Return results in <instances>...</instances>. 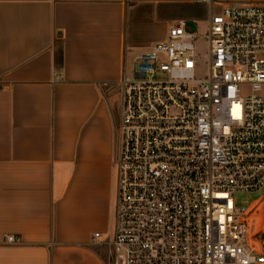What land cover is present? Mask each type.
<instances>
[{
    "label": "built area",
    "instance_id": "1",
    "mask_svg": "<svg viewBox=\"0 0 264 264\" xmlns=\"http://www.w3.org/2000/svg\"><path fill=\"white\" fill-rule=\"evenodd\" d=\"M197 1L217 5L204 76L179 19L118 79L106 264H264L236 196L264 184V0Z\"/></svg>",
    "mask_w": 264,
    "mask_h": 264
},
{
    "label": "crops",
    "instance_id": "2",
    "mask_svg": "<svg viewBox=\"0 0 264 264\" xmlns=\"http://www.w3.org/2000/svg\"><path fill=\"white\" fill-rule=\"evenodd\" d=\"M210 11L197 0H0V264H106L119 117L106 87L176 20L207 28Z\"/></svg>",
    "mask_w": 264,
    "mask_h": 264
},
{
    "label": "rangeland",
    "instance_id": "3",
    "mask_svg": "<svg viewBox=\"0 0 264 264\" xmlns=\"http://www.w3.org/2000/svg\"><path fill=\"white\" fill-rule=\"evenodd\" d=\"M185 24L192 33H195L197 35V37L193 42V49L195 52L194 74L196 76H204L207 71V64L205 61L206 41L205 38L202 37V34L204 31H206L205 30L206 26L203 24L193 23L188 21H186ZM126 70H128V66L126 67ZM243 88L246 89V86H244ZM256 92L264 93V83L260 85L259 89ZM105 95L107 96L112 106V110L114 111V116H116L117 118L121 103V91L118 81L112 82L107 85ZM262 193H264V184H262L256 190L236 193V196L239 199L244 200L246 202H248L249 199H253L254 203L249 204V205H253V207L251 208L252 210L251 214H253V212L255 213V210L257 211L255 214L254 224L252 225L251 231L253 232V234H256V237L259 236V238L261 237L260 234L264 235V230L259 228V224L261 222V217L264 210V194ZM260 240L261 242L264 241V239L263 240L260 239Z\"/></svg>",
    "mask_w": 264,
    "mask_h": 264
},
{
    "label": "bare ground",
    "instance_id": "4",
    "mask_svg": "<svg viewBox=\"0 0 264 264\" xmlns=\"http://www.w3.org/2000/svg\"><path fill=\"white\" fill-rule=\"evenodd\" d=\"M248 202L249 203H254V201H253V199H249L248 200ZM259 206V205H258ZM258 208V207H257ZM256 208V209H257ZM256 211L257 210H255V213L253 212V214H251V218H250V228H252V225L254 224V219H255V214H256ZM259 228H261L262 230H264V210H263V214H262V217H261V222H260V224H259ZM259 234V233H258ZM257 234V235H258ZM255 236H256V234H255ZM260 238H259V236H257V237H255L256 239V241L258 240L260 243H264V241H262L261 242V240L260 239H264V235H262V234H260Z\"/></svg>",
    "mask_w": 264,
    "mask_h": 264
}]
</instances>
